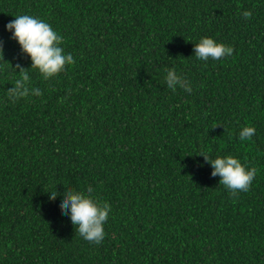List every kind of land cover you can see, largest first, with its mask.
<instances>
[{"label": "trees", "instance_id": "trees-1", "mask_svg": "<svg viewBox=\"0 0 264 264\" xmlns=\"http://www.w3.org/2000/svg\"><path fill=\"white\" fill-rule=\"evenodd\" d=\"M21 14L74 53L48 80L5 28ZM202 36L233 54L196 60ZM0 42V264H264V0H0ZM17 65L41 95L9 100ZM202 152L255 167L249 190ZM88 185L112 205L100 244L60 203Z\"/></svg>", "mask_w": 264, "mask_h": 264}, {"label": "clouds", "instance_id": "clouds-1", "mask_svg": "<svg viewBox=\"0 0 264 264\" xmlns=\"http://www.w3.org/2000/svg\"><path fill=\"white\" fill-rule=\"evenodd\" d=\"M245 17L251 16L250 11L243 13ZM5 28L21 46L23 52L30 55L32 69L38 70L44 80H48L62 72L66 65L71 64L75 57L71 50L64 47V37L61 36L45 20L27 14L15 15ZM233 47L218 41L212 36H202L195 42L193 52L196 60L207 62L217 61L221 58L231 56ZM0 53H3V43L0 42ZM20 68L19 78L15 80L14 86L8 89L7 96L10 101L15 102L30 95L39 96L41 89L31 86L29 72ZM164 82L173 92L183 89L187 93L192 92L191 82L175 67L164 69ZM256 133L255 126L245 124L239 130L240 141H250ZM206 160L213 165L212 176L219 174L220 184L229 190L232 196L239 192H247L255 178L257 169L250 167L235 155H217L215 158L205 153ZM51 195H56V189L48 190ZM94 188L88 185L86 190H75L66 187L60 203L63 210L70 214L71 221L76 232L90 243L100 244L105 235V224L111 214L112 205L107 200H98L93 195Z\"/></svg>", "mask_w": 264, "mask_h": 264}]
</instances>
